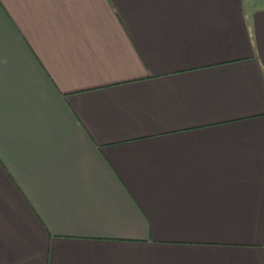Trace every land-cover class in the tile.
Masks as SVG:
<instances>
[{"label":"crops","instance_id":"crops-1","mask_svg":"<svg viewBox=\"0 0 264 264\" xmlns=\"http://www.w3.org/2000/svg\"><path fill=\"white\" fill-rule=\"evenodd\" d=\"M0 264H264V0H0Z\"/></svg>","mask_w":264,"mask_h":264}]
</instances>
